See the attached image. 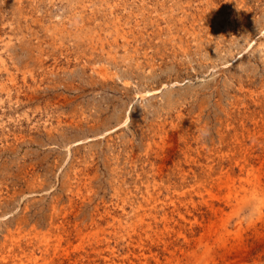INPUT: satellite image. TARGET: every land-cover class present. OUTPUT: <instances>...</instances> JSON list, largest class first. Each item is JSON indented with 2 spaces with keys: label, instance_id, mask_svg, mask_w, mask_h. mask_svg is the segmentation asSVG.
<instances>
[{
  "label": "rangeland",
  "instance_id": "rangeland-1",
  "mask_svg": "<svg viewBox=\"0 0 264 264\" xmlns=\"http://www.w3.org/2000/svg\"><path fill=\"white\" fill-rule=\"evenodd\" d=\"M0 264H264V0H0Z\"/></svg>",
  "mask_w": 264,
  "mask_h": 264
}]
</instances>
